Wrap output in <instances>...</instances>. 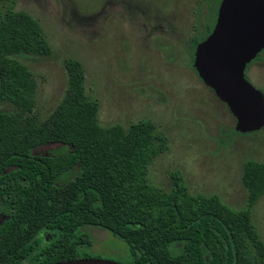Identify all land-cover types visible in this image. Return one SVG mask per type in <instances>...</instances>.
Wrapping results in <instances>:
<instances>
[{"label":"trees","instance_id":"1","mask_svg":"<svg viewBox=\"0 0 264 264\" xmlns=\"http://www.w3.org/2000/svg\"><path fill=\"white\" fill-rule=\"evenodd\" d=\"M212 1L211 22L194 38V50L215 23L220 0ZM49 49L40 23L15 10L13 0H0V103L13 107L0 105V264L92 257L86 226L125 241V264H264V240L252 219L264 195V162L242 163L241 208L217 194L191 193L179 170L171 188L152 184L148 167L169 149L166 135L150 119L101 125L78 61L66 62L68 85L53 112L44 119L31 114L37 82L14 55ZM48 143L68 150L34 153ZM45 233L53 237L45 241Z\"/></svg>","mask_w":264,"mask_h":264},{"label":"rangeland","instance_id":"2","mask_svg":"<svg viewBox=\"0 0 264 264\" xmlns=\"http://www.w3.org/2000/svg\"><path fill=\"white\" fill-rule=\"evenodd\" d=\"M214 6L212 0H13L15 10L40 23L50 48L45 55H14L37 82L31 114L44 119L53 112L68 85L66 62L78 61L101 125L150 119L166 135L169 149L148 167L152 184L171 188V173L179 170L191 193L217 194L241 208L247 196L242 163L264 162V127L234 131L235 118L190 65L193 40L211 22ZM245 75L264 93V51ZM66 150L48 143L34 153ZM252 219L264 240V195L254 203ZM84 229L93 238L86 253L128 260L125 241L99 227ZM52 237L45 233L44 240Z\"/></svg>","mask_w":264,"mask_h":264},{"label":"water","instance_id":"3","mask_svg":"<svg viewBox=\"0 0 264 264\" xmlns=\"http://www.w3.org/2000/svg\"><path fill=\"white\" fill-rule=\"evenodd\" d=\"M264 49V0H220L211 32L195 46L193 68L228 107L240 133L264 127V93L245 76L247 64ZM52 264H125L80 257Z\"/></svg>","mask_w":264,"mask_h":264},{"label":"flooded vegetation","instance_id":"4","mask_svg":"<svg viewBox=\"0 0 264 264\" xmlns=\"http://www.w3.org/2000/svg\"><path fill=\"white\" fill-rule=\"evenodd\" d=\"M219 3H220V2H219ZM218 6H219V5H218ZM217 9H218V8H217ZM216 16H217V15H216ZM213 26H214V25H213ZM261 53H262V52H261ZM261 53H260V54H261ZM250 64H251V62L249 63V65H250ZM248 67H249V66H248ZM248 67H247V68H248ZM247 68H246V69H247ZM245 73H246V71H245ZM245 76H246V75H245ZM246 77H247V79H248V76H246Z\"/></svg>","mask_w":264,"mask_h":264}]
</instances>
